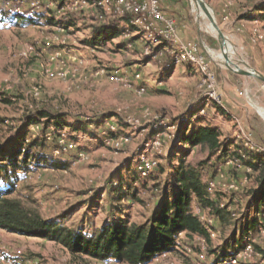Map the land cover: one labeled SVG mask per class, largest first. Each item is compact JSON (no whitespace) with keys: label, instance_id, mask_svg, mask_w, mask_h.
<instances>
[{"label":"rangeland","instance_id":"1","mask_svg":"<svg viewBox=\"0 0 264 264\" xmlns=\"http://www.w3.org/2000/svg\"><path fill=\"white\" fill-rule=\"evenodd\" d=\"M4 1L0 0V118L5 121L0 129V148L16 138L27 115L43 107L64 116L61 121L66 124L94 122L79 131L70 126L57 128L54 124L51 125L57 128L56 133H50L51 128L41 133L42 124L27 128L32 138L41 134L47 139L48 146L34 149L33 153L46 158V162L60 163V167L54 168L34 163L29 171L18 173L21 180L16 183V193L27 201L34 200L44 217L65 216L69 226H84L88 230L99 226L112 215L113 197L108 193L112 185L118 186L120 180L131 183L138 176L141 162H155L150 172L158 171L160 182L168 178L159 169L169 167L166 158L172 146L181 144L178 131L190 128L198 117L204 119L198 126L218 125L224 132V140L239 145L236 150H247L248 154L255 152L252 147L264 150V82L227 66L222 39L196 0H171L178 9L174 11L176 16L170 17L175 21L180 18L187 31L188 37L184 39L177 30L179 40L199 46L208 63V73L213 76L211 80L195 65L163 67L158 60L145 57L146 39L132 42V47L127 48L116 37L102 48L92 50L87 47L91 34L87 23H66L65 31L57 30L50 23L58 22L51 11L29 13V0H12L15 7ZM204 2L228 44V58L242 69L264 75V0ZM15 14L32 20L25 23L21 19L11 20ZM58 49L64 50L62 62L54 60ZM71 54L83 60L84 65L77 66L69 59ZM63 65L76 69L77 73L62 79L49 76L48 71L56 72ZM102 69V75H95ZM112 70H118L126 79L111 81L107 72ZM210 90L221 96L220 105L230 113L231 120L211 107L212 100L207 98ZM3 97L10 98L12 103H5ZM131 121L139 126L135 128ZM59 131L73 139L77 147L54 155L59 146ZM103 132L113 138L110 145L96 139ZM118 136L121 138L117 140ZM150 142H155V146H147ZM234 151L231 148L227 155L219 157L221 153L211 155L208 150L194 147L189 150L186 162L201 172L205 184L215 181L217 198L230 205L236 216L226 220L216 217L214 225L218 233L210 236V241L181 234L177 249L166 259L151 264H222L217 255L233 247L236 232L241 238V229L236 231L235 223L243 216L254 215V211H249V202L254 190H259L258 174L249 173L247 166L232 155ZM152 195L144 191L143 202L125 200L122 203L125 214L131 220L142 221L153 208ZM237 244L242 242L238 240ZM257 245L264 250V237L258 239ZM245 260L251 262L248 264H260L258 256L240 258L241 264ZM0 264L121 263L73 257L56 242L0 229Z\"/></svg>","mask_w":264,"mask_h":264},{"label":"trees","instance_id":"2","mask_svg":"<svg viewBox=\"0 0 264 264\" xmlns=\"http://www.w3.org/2000/svg\"><path fill=\"white\" fill-rule=\"evenodd\" d=\"M10 19H21L23 23L32 20L31 17L20 18L17 14ZM129 20V17H125L122 23H113L110 26L95 25L90 34L89 44L113 40L126 29L134 31L135 28L128 25ZM138 40L145 41L143 34L130 38L133 43ZM1 100L12 103L8 97H3ZM210 105L220 115L231 120L230 113L223 106L216 102H211ZM63 117L46 107L37 109L24 118V128H21L16 138L7 146L0 148V229L56 242L73 257L87 256L121 264H147L162 253H171L180 245L181 234L190 237L199 235L210 241L206 226L198 217L190 213L193 202L209 209L212 215L222 220H226V217L232 218V215L227 209L219 208L208 196L201 172L186 162L189 150L194 147L208 150L211 155L221 153L219 157L227 155L231 148L235 149L232 155H236V159L258 174L259 190H254V196L249 202V211L256 213L264 206V153L253 150L257 154H248L247 150L245 152L236 150L239 145L231 140H224V132L218 125L198 126L197 123L204 120L203 117H198V122L190 128L178 131L181 144L172 146L166 158L169 167L161 166L159 169L160 173H167L168 178L160 182V174H156L158 172L156 170L146 177L140 176L137 172L138 176L136 174L131 183L125 184L120 180L118 186L112 185L108 192L113 197L110 201L112 215L108 220H102L99 226L88 230L84 226L78 228L69 226L64 220L65 216L44 217L34 200L27 201L16 193V183L21 180L18 173L29 171L34 163L46 167H60L58 165L60 163L46 162V158L33 153L34 149L42 150L48 144L47 139L40 136L41 134L35 138L31 137L27 130L30 125L42 124L41 133H45L51 124L56 125L57 128L70 126L74 131L86 130L94 124L92 120L74 126L62 122ZM4 121V118H0V129L3 128ZM144 191L153 194V208L142 221L131 220L129 215L125 214L122 203L125 200L143 202L141 195ZM86 221L90 222V219H85ZM235 224L236 231L241 229V238L237 237L235 231L236 239L233 247L217 255V261L222 264H231L230 256L241 250L248 233L257 231L261 225L250 214L247 218L243 216L238 219ZM238 240L242 242L241 245L237 244ZM255 247L264 257V250L258 245Z\"/></svg>","mask_w":264,"mask_h":264},{"label":"built area","instance_id":"3","mask_svg":"<svg viewBox=\"0 0 264 264\" xmlns=\"http://www.w3.org/2000/svg\"><path fill=\"white\" fill-rule=\"evenodd\" d=\"M7 6L15 7L11 2L12 0L4 1ZM29 13H38L40 10H49L56 17L58 22L54 23L57 30L65 31L66 23L72 24V22H85L93 30L94 26H110L113 23H122L125 17H129V26L135 28L134 31L130 29L123 30L117 38H120L127 48L132 47L130 38L137 34H143L146 39V45L143 48V55L147 58L158 60L164 67L172 66L174 64L189 63L195 65L202 74H204L207 80H211L213 76L208 73V63L205 57L200 54L199 46L196 43L182 42L177 35V26L174 18L167 15L161 6V0H29ZM16 11H21L16 8ZM127 25V26H128ZM71 28V27H70ZM109 42H95L94 44H88L92 50H98L108 44ZM33 50V47L30 48ZM54 60H60L64 58V50H55ZM69 59L74 61L77 66L84 65L83 60L77 58L76 55H69ZM63 59H61V62ZM83 63V64H82ZM78 68V67H75ZM77 73V70H71L64 65L59 66L56 72L48 71L49 76L52 78H65L73 73ZM104 70H97L95 75H102ZM107 76L111 81H124L126 78L122 76L118 70H112L107 72ZM139 77V74L135 75ZM207 98L221 103V96L217 94L215 90H210L207 94ZM131 124H134L132 121ZM37 125V124H36ZM138 124H134L136 127ZM141 126V125H140ZM39 128V126H37ZM50 133H56L55 126L51 127ZM114 131V130H113ZM49 133V134H50ZM51 136V135H50ZM48 137V139L50 138ZM121 137H117V140ZM98 141L105 145H110L113 141L110 134L103 132V134L97 137ZM58 148L53 151L54 155L65 154L66 152L73 150L77 147L73 139L68 138L66 133L61 131L57 135ZM155 142L147 143V146H155ZM246 146L250 147L248 143ZM256 152H264L263 149L251 148ZM155 165L153 161H143L138 167V173L142 177L148 176ZM249 173L254 174L250 167H247ZM234 185V184H233ZM208 196L215 201L216 205L221 209H227L232 217L236 216V213L232 210L231 206L225 205L220 202L216 196L217 188L214 180L206 183ZM190 213L195 215L206 226L209 237L218 233L214 225L217 216L210 213L209 209L201 205H191ZM217 217V218H216ZM256 218L261 224L257 231H250L248 233L244 247L239 250L234 256H230L231 264H241L240 258L247 259L258 256L260 258V264H264L263 255L256 250L258 239L264 237V206L262 209L252 216ZM217 231V232H216ZM203 242L206 238L199 235H194ZM213 239V238H211ZM169 252L162 253L160 256L153 259L147 264H151L153 261L164 260L168 257ZM245 264L249 261H244ZM251 263V262H249Z\"/></svg>","mask_w":264,"mask_h":264},{"label":"water","instance_id":"4","mask_svg":"<svg viewBox=\"0 0 264 264\" xmlns=\"http://www.w3.org/2000/svg\"><path fill=\"white\" fill-rule=\"evenodd\" d=\"M196 2L200 5V7L204 10V12L206 13V15L208 16L210 22H212V24L214 25V28L216 29V31L219 34V37L222 39V43H221V48L224 54V57L226 59V64L228 67H230L233 71L242 74V75H246V76H253L256 77L258 79H260L261 81L264 82V75L260 74L259 72H257L256 70H245L240 68L237 64H235L234 62H232L228 56H227V52L225 51V47L227 45V42L224 38V35L221 31V29L219 28V26L216 23V20L214 19V16L212 14V12L210 11V9L208 8V6L206 5V3L204 2V0H196Z\"/></svg>","mask_w":264,"mask_h":264},{"label":"crops","instance_id":"5","mask_svg":"<svg viewBox=\"0 0 264 264\" xmlns=\"http://www.w3.org/2000/svg\"><path fill=\"white\" fill-rule=\"evenodd\" d=\"M161 6L162 8L165 10V13L169 16H176V14L174 13V11L176 9H178L177 7H173V3L171 0H161ZM172 11V12H171ZM177 21V30H178V34L179 36L181 35L182 38L187 39L186 37H188L187 31L185 29V26L183 25V22H180V18H176ZM189 67L191 65L187 64ZM51 218V217H48Z\"/></svg>","mask_w":264,"mask_h":264},{"label":"bare ground","instance_id":"6","mask_svg":"<svg viewBox=\"0 0 264 264\" xmlns=\"http://www.w3.org/2000/svg\"><path fill=\"white\" fill-rule=\"evenodd\" d=\"M195 3L198 4L196 1H195ZM211 24H212V22H211ZM212 28L216 31V29L214 28V25H213V24H212ZM225 51H226V52L228 51V44H227L226 47H225Z\"/></svg>","mask_w":264,"mask_h":264}]
</instances>
